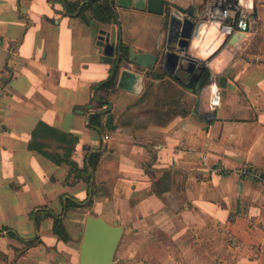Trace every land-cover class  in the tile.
<instances>
[{"label": "crops", "instance_id": "crops-1", "mask_svg": "<svg viewBox=\"0 0 264 264\" xmlns=\"http://www.w3.org/2000/svg\"><path fill=\"white\" fill-rule=\"evenodd\" d=\"M115 9L116 23L88 24L60 0H0V264H79L88 216L124 228L117 264H264V3L255 2L259 32L243 46L194 23L185 55L210 59L215 88L136 69L141 94L99 92L109 113L98 131L89 114L119 45L155 54L168 41L165 17ZM112 28L110 63L97 42ZM40 123L77 139L71 160L81 171L101 153L90 185L30 149ZM42 141L65 154L66 144ZM58 217L68 241L53 232Z\"/></svg>", "mask_w": 264, "mask_h": 264}, {"label": "water", "instance_id": "water-1", "mask_svg": "<svg viewBox=\"0 0 264 264\" xmlns=\"http://www.w3.org/2000/svg\"><path fill=\"white\" fill-rule=\"evenodd\" d=\"M114 5L115 8L146 11L165 17L168 34L164 51L155 54L137 52L130 48L129 56L122 57L119 45V56L113 63L111 75L116 79L117 89L135 95L142 93L145 78L136 69L153 72L161 68L166 74L196 91H201L208 84L211 72L205 61L194 60L185 55L191 40L193 22L188 20L182 23L174 16H165V8L168 5L165 0H115ZM100 34L97 45L104 49V55L111 63L115 52V28H112L110 33L102 31ZM240 43L241 36H234V46L239 47ZM130 65L135 67V70H132ZM107 123H110V118ZM183 199L184 196L179 198L180 201ZM123 234L122 226H113L103 218L88 216L82 233L79 264H117L115 256Z\"/></svg>", "mask_w": 264, "mask_h": 264}, {"label": "trees", "instance_id": "trees-1", "mask_svg": "<svg viewBox=\"0 0 264 264\" xmlns=\"http://www.w3.org/2000/svg\"><path fill=\"white\" fill-rule=\"evenodd\" d=\"M63 1L68 9L70 14H78L80 17H83L84 20L89 24L91 20H97L103 24H112L117 22V13L115 9L114 0H83L81 3H69L65 0ZM91 13V17L87 16L86 12ZM122 53L127 56L129 53V47L122 46ZM122 55V57H125ZM161 70H156L149 72L148 75L152 79H160L162 76ZM162 79V78H161ZM164 84V82H162ZM167 85H172L171 82H165ZM116 86V79L111 77L108 81L102 83L98 89H96L94 101L96 103V111L89 114V127L98 131H103L105 129L104 116L109 113L107 112L108 103L100 96L101 91H108L114 89ZM183 93L178 94L182 96ZM178 102V101H177ZM184 114L187 111H183ZM32 141L30 143V149L36 152H39L43 156L47 157L57 165L66 164L70 167L69 177L82 178L88 185L91 184L92 174L96 171L100 159L101 153L95 152L90 156L89 165L85 167L84 171L78 169L76 163L71 160V154L74 149V145L77 142V139L72 138L69 134L62 133L61 131L54 129L44 123H40L33 132ZM44 139H51L55 143H63L67 145L65 149V154L60 156L59 154L49 152L47 150L46 144L42 141ZM96 186L94 184L93 195L96 192ZM92 205V200L89 201L85 206L79 204V202L68 201L66 205V210L70 209H82L88 208ZM53 232L63 241L69 240V235L66 231V228L63 224V221L58 217L54 219L53 222Z\"/></svg>", "mask_w": 264, "mask_h": 264}, {"label": "built area", "instance_id": "built-area-1", "mask_svg": "<svg viewBox=\"0 0 264 264\" xmlns=\"http://www.w3.org/2000/svg\"><path fill=\"white\" fill-rule=\"evenodd\" d=\"M260 1L264 3V0ZM255 2L256 0H191L187 8L169 3L165 8V16L168 18L174 16L182 23L189 20L193 24L207 22L217 25L226 40L240 35L243 46L246 35L259 32V25L254 17ZM254 59L260 61L258 56ZM205 65L211 72L209 87L216 86L217 75L212 72L210 61L206 60ZM214 98L217 96L215 95ZM238 174L243 175L245 171L241 170Z\"/></svg>", "mask_w": 264, "mask_h": 264}, {"label": "bare ground", "instance_id": "bare-ground-1", "mask_svg": "<svg viewBox=\"0 0 264 264\" xmlns=\"http://www.w3.org/2000/svg\"><path fill=\"white\" fill-rule=\"evenodd\" d=\"M214 88H215V86H214Z\"/></svg>", "mask_w": 264, "mask_h": 264}]
</instances>
